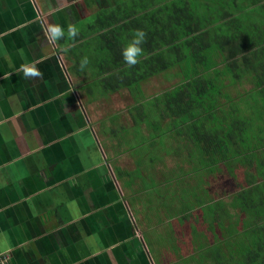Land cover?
<instances>
[{
	"label": "crops",
	"instance_id": "0c3cea01",
	"mask_svg": "<svg viewBox=\"0 0 264 264\" xmlns=\"http://www.w3.org/2000/svg\"><path fill=\"white\" fill-rule=\"evenodd\" d=\"M124 1L130 7L131 0H0V253H8V264H217L209 249L242 234L244 213L228 234L239 191L220 201L225 236L212 235L221 240L201 252V233L185 232L184 214L199 209L194 188L202 181L194 187L179 182L190 200L180 196L176 205L167 181L148 175L159 152L140 148L167 133H137L136 106L147 108L149 99L119 107L115 93L134 95L135 88L120 85L118 77L104 81L120 71L104 70L103 40L114 39L111 29L121 24L105 26L106 16H120ZM155 1L170 16L155 5L149 9L174 27L183 29L178 10L190 17L195 32L182 39H264V0ZM257 9V18L247 13ZM237 18L245 27L232 21ZM54 27L63 35L53 38ZM33 69L39 75L26 74ZM216 110L223 121L219 101ZM159 122L161 128L168 118ZM192 149L189 157L196 155ZM236 160L227 165L242 164L245 176L257 179L255 164Z\"/></svg>",
	"mask_w": 264,
	"mask_h": 264
},
{
	"label": "trees",
	"instance_id": "16d2710c",
	"mask_svg": "<svg viewBox=\"0 0 264 264\" xmlns=\"http://www.w3.org/2000/svg\"><path fill=\"white\" fill-rule=\"evenodd\" d=\"M131 1L130 7L127 6V1L121 3L120 16H116L117 13L114 11L106 16L105 26L110 27L117 22V19L121 21V24L118 25L119 27L111 29L115 34L112 43L104 45V70L107 72L120 67V71L112 77H105L104 81L107 82L118 77L119 84L131 87L130 91H132V88L138 87L141 80L170 68L177 60L184 64L183 71L181 70L183 76L177 85L168 92H164L162 96L149 99L147 108L141 104L136 106L137 133L141 129V125L157 134H163L173 129L176 134L175 138L181 137L192 148H196L194 161L188 163L191 167L190 171L192 168L194 169L192 172L198 168L208 170L213 174L217 171L219 163L229 159L250 161L251 156L255 157L254 151L257 147L250 145L248 148L245 145L246 138L245 136L243 138L242 131L256 128L253 126L252 119L242 115L237 118L234 116L235 123L230 122L229 126L222 128L215 125L212 118L215 119L214 114L218 101L215 98L216 93L221 88L219 76H228L231 83L244 78H252L253 90L256 89L260 92L262 103H264V86H262L264 64L259 66L262 61L260 57H264V39H235L232 35L220 39H182L195 32L194 27L189 23L190 17L186 15V12L178 10L175 13L179 21L181 17L183 18L182 29L170 24L167 19L157 13L156 9H149L155 5L153 8L163 10L166 9L165 4H155L158 2L155 0ZM256 1L258 0H251V4ZM123 5H125V11L122 9ZM263 8L262 6L259 9L262 11ZM259 9L247 13L250 17L257 18ZM167 15L170 16V13ZM128 18H130L129 21H127ZM232 21L236 24L239 22L245 27L242 18ZM219 29L223 31V27ZM137 30L145 33V40L140 45L142 55L138 57L139 62L135 66L129 67L122 53L132 42ZM259 30L260 28L253 29L251 34L253 32L258 34ZM227 35L225 36L227 37ZM256 44H258V50L247 54L246 50ZM215 58L219 59L216 63H214ZM218 64L221 66L217 67ZM249 97L252 99V96ZM255 112L257 119L260 118L261 114L258 108ZM262 112L264 113V110ZM164 117L168 118V122L165 128L161 129L159 121ZM232 126L237 129L233 130ZM249 136L251 137V135ZM250 137L248 138L250 139ZM163 139L164 137L160 138L157 143L155 139L153 143L144 147L145 150L152 149L150 155L155 156L156 145L159 146V143L162 145ZM255 161V166L260 169L256 173L257 179L261 180L262 178L260 185L257 179H245V187L238 193V197H234L235 204L232 203L235 206L233 208L238 212L235 214V220L232 222L228 234L232 236L237 231L235 224L240 222L239 214L244 213L247 214V218L241 222L242 238L240 236L241 239L238 242L228 240L222 243L221 246L226 249L225 258L221 254L220 246L209 249L210 257L217 264H228L232 261L231 255L236 252L239 261L236 259L235 264H264V152L260 158L257 156ZM191 162L195 164L191 166ZM223 166H225L224 163ZM198 198L199 205H204L205 203H201L200 195L196 196V199ZM212 204L214 205L203 208L204 212L202 211V213L205 215L206 210L214 211L213 214L218 219L219 212L222 213L224 209L223 205L220 202Z\"/></svg>",
	"mask_w": 264,
	"mask_h": 264
},
{
	"label": "rangeland",
	"instance_id": "374dc122",
	"mask_svg": "<svg viewBox=\"0 0 264 264\" xmlns=\"http://www.w3.org/2000/svg\"><path fill=\"white\" fill-rule=\"evenodd\" d=\"M164 11L167 12L169 11V9L166 8L164 9ZM169 13L170 11L168 12V14ZM111 41L112 39H104L103 45H107L108 42ZM218 60L219 59L215 58L214 63H216ZM177 61L170 68L141 80V82L138 84V87L134 90V95L128 92L126 89L115 93V101L120 104L119 107L123 106L124 104H133L134 100L138 101V99L158 98L159 96H162L164 92H168L172 87L177 85V83L182 79V66L184 65L180 60ZM262 64H264V59L260 61L259 66H261ZM220 66L221 65L218 64L217 67ZM219 79L221 80L222 90L216 93L215 98H217L220 105H223L224 112L220 114V117L223 121L216 118V113L218 111L216 110V113L214 114L215 119L212 118V122H215V125H221L222 128H224L225 126H229L230 122H232V124L235 123L233 120L234 116L237 118V116L242 115L244 117L246 116L252 119L251 121L252 123H254L253 126L256 128L250 127L251 129H245L241 131L243 133V138L244 136L246 138L245 145L248 146V148L250 145L257 147V149L254 151L255 157L251 156V160L247 162V164L254 165L256 163V157L258 156V158H260L262 153L264 152V113H261V111L264 110V103H262L261 96L259 94L260 92H258L256 89L253 90L252 78L250 77L244 78L235 83H231V81L229 80L230 78L226 75L223 77L219 76ZM262 86H264V83L262 84ZM249 96H252L253 101ZM160 100L162 101V99ZM257 108L261 114V116L259 115L260 118L258 119L257 113L255 112ZM140 127L149 136L155 134L152 130L148 129V127L146 129L144 125H141ZM164 127L165 126H162L161 129H163ZM232 127L233 130L237 129L234 126ZM166 133L168 137L167 139H163L164 150H160L158 145H156L155 143V150L157 153L159 152V159L152 162L154 168L150 170V173L148 175L152 176L155 180L159 179L162 181H167L168 185L166 189L169 191H173L175 197H178L177 202L174 200L176 205H179L180 200H182L179 199L180 196H183L184 201L190 200L187 197L184 189L180 187L179 182H188L192 187H194L198 179L202 181L201 187H199L198 189L194 188V190L202 198L201 203L205 204L200 205L199 209H194L191 214H184L185 232L187 233L188 229L194 228L201 233L200 243L205 244L203 245L204 247L201 248L202 252L204 250H207L209 245H213L214 242L218 243L221 239H218L216 242L215 240H212V235H216L217 238L221 237L222 235L225 236L226 232L224 228L227 227V221L224 222L223 217H218L217 219V217L213 214L214 211L210 212V210H206L204 215L202 213L203 208L214 205L212 204L213 202L230 201V199L234 195L242 190L241 188H243L244 186L243 181L250 177L245 176V167L243 168L242 164L226 165L227 162H230L229 160L223 162L225 166H223V163H219L217 166V171L214 174L204 169H199V174H196L197 172L195 171L193 173L192 171H190L191 167L188 164L190 163L189 159H191V157L188 156V152H190L192 149L191 145H188V143V146L184 145V143H186L185 140L184 142L177 140L174 137V135L176 134L173 129L166 131ZM249 135H251V137ZM154 136L152 138L153 142L155 140ZM248 137H250V139ZM213 145L216 144L213 143ZM145 146L146 145H143L141 150H143ZM195 156L196 155L192 156L193 160L195 159ZM223 168L229 169V173L226 172ZM186 189L191 188L189 187ZM229 213L231 214V212ZM229 221L230 220H228V222ZM220 224L221 226H219ZM240 239L241 238L239 237L231 240L232 242H238ZM221 244L218 243V245L216 246H220L221 254L225 258V248L221 246ZM233 255H231L232 261H230L228 264H235L236 259L238 258V254L236 252ZM202 260L205 263L207 262V259H205L204 257ZM237 260L239 261V259ZM186 264L192 263L189 261Z\"/></svg>",
	"mask_w": 264,
	"mask_h": 264
},
{
	"label": "clouds",
	"instance_id": "9594fccd",
	"mask_svg": "<svg viewBox=\"0 0 264 264\" xmlns=\"http://www.w3.org/2000/svg\"><path fill=\"white\" fill-rule=\"evenodd\" d=\"M50 32L53 38H57L63 35V33L58 27L51 28ZM69 33L70 35L74 36L76 34L75 29L70 28ZM144 40H145V33L143 31L137 30L134 34V38L132 42L124 49L122 55L129 67L135 66L139 62L138 57L142 55V49L140 45L144 42ZM26 74H30L33 76L39 75V73L34 69L29 70V72Z\"/></svg>",
	"mask_w": 264,
	"mask_h": 264
},
{
	"label": "built area",
	"instance_id": "2783aa9c",
	"mask_svg": "<svg viewBox=\"0 0 264 264\" xmlns=\"http://www.w3.org/2000/svg\"><path fill=\"white\" fill-rule=\"evenodd\" d=\"M9 255L7 252L0 253V264H8Z\"/></svg>",
	"mask_w": 264,
	"mask_h": 264
}]
</instances>
